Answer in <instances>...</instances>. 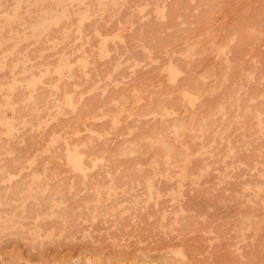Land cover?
Segmentation results:
<instances>
[{
	"label": "rangeland",
	"instance_id": "rangeland-1",
	"mask_svg": "<svg viewBox=\"0 0 264 264\" xmlns=\"http://www.w3.org/2000/svg\"><path fill=\"white\" fill-rule=\"evenodd\" d=\"M19 1L0 0V11L20 4L9 23L0 16V100L9 93L15 102L14 110L0 102L11 127L5 133L0 124V264H264V205L247 208L246 199L230 195L233 184L217 176L221 166L199 178L190 166L189 182L176 181V174L160 178L148 195L145 178L131 181L124 173L151 149L118 153L120 144L127 146L131 136L146 134L160 122L159 114L146 113L149 104L175 107L188 83L203 80L209 86L191 106L178 103L177 111L221 105L223 117L214 110L212 116L219 127L227 123L223 134L229 138L240 130H233L232 116L244 105H256L264 116V0H107L104 8L96 6L98 0H64L67 16L38 35L33 24L57 1ZM64 60L66 67L56 72ZM170 66L178 67L173 77ZM31 77L37 79L29 88ZM64 91L80 97L78 106L90 97L108 101L99 98L103 103L94 105L102 111L94 106L93 116L67 126L63 119L69 122L71 106L56 107ZM30 92L46 102H35ZM118 93L129 99L126 105L134 114L121 110L111 129L117 109L107 96ZM134 94L139 95L135 102ZM250 125L245 128L248 145L238 152L262 156L264 147H254L264 132L256 135ZM65 139L102 142L104 155L98 157L95 150L85 159V175L55 156L63 154L59 146ZM110 155L121 164L104 165ZM159 167L170 173L176 168ZM139 168L142 176L153 174L146 163ZM108 185L114 192L104 191Z\"/></svg>",
	"mask_w": 264,
	"mask_h": 264
},
{
	"label": "bare ground",
	"instance_id": "bare-ground-1",
	"mask_svg": "<svg viewBox=\"0 0 264 264\" xmlns=\"http://www.w3.org/2000/svg\"><path fill=\"white\" fill-rule=\"evenodd\" d=\"M17 1H19V0H17ZM56 1H57L56 7L53 9H49V10L47 9L46 11H43V14L38 16L37 20L33 24L32 29L34 32L37 33V35L40 34L42 32V30H44V28H46L47 26L58 24L61 21V19L65 18L67 16V6H68L67 4L68 3L67 2L65 3L64 0H56ZM80 1H82V0H80ZM109 1H112L111 3H113V0H108V3H110ZM106 2H107V0H98L96 2V6L99 8H104L106 5H108V3H106ZM171 4L172 3H170V5ZM19 5L17 2L12 11H6V10L0 11V16L3 17L4 22L9 23L12 19L17 17V8L20 7ZM182 6H181V8H182ZM178 7H180V6H178ZM175 8H177V7H175ZM171 10H173V9H171ZM171 16H172V14H171ZM84 17H86L85 11L82 12L80 18L82 19ZM172 23H174V22H172ZM197 43H198V41H197ZM79 46L82 47L83 45H79ZM103 51H104L103 48L100 47L99 53L101 54V53H103ZM186 52L188 53L187 50H186ZM81 55H82V53H81ZM0 64H1V60H0ZM66 64H67V62L64 60L60 64H58L56 67H54V70L56 72L60 73L61 69L66 67ZM84 64H85L84 60L80 61V65L82 66V68L84 67ZM177 68H176V66L175 67L170 66L169 72H170L172 77L175 75ZM177 71H179V69ZM36 79L34 77H31V79L27 83V86L32 87V85L34 84V80H36ZM202 81L199 82L200 84H198V82H197V84L188 83L183 88L181 85L182 89L180 91V95L178 96L179 101H177L175 107L171 106L170 109H167L168 106H166V105H169V102L166 103L165 101H163L162 103H164V104L166 103V105H161V103L160 104L158 103L159 104V106H158V104H156L155 102H154L155 104H149L150 106L149 107L147 106L149 111H146L143 107V109L146 111V113L150 112L152 114H156V113L159 114L161 120L158 124H156V125L153 124V126L151 125V127H149L150 129L146 128L147 129L146 134L144 132H143L144 134H138L136 131L137 134L134 135L133 137L131 136V138H129L130 143L128 145L126 144L127 146H121V144H120V146H118V153H131V152L139 153V151L144 152L145 150H143V149H146L147 147H148V149L149 148L151 149L149 151L148 156L143 161H138V159H136V161H134L135 159L132 160V158H131V163H132V161H134L136 166H135V168L134 167L131 169L128 168L124 173L126 175L125 177L131 181H133V180L137 181V180H139L140 177L145 178V180H146L145 189L147 191V194L149 195V194H151L152 190H154L153 188H155V187H153V182L156 180L159 181L160 178H168V177L172 176L173 174H176L177 175L176 181L177 180L178 181H184V180L187 181L188 180L187 177L191 176L193 173V172H190V170H191L190 166L196 167V172L193 176H195L197 178H199L200 175L204 171H207V169H209V168L211 169L212 167L214 168V167H220L221 166L220 171L218 172V174L217 173L216 174L220 178V180L221 179L226 180V181L228 180L233 184L229 189L230 195H232V196L238 195V196L246 199L245 205L247 208H254V207L259 206V205H264V154L261 156L258 154V152H254V150H251L248 152H238L239 149H241V147H244V149H246L245 147H247V146H245V144L248 143L247 138H245L246 126H249L250 124L253 125L254 129L258 132L256 135H261V134L263 135V132H264V116L261 114V110H260L261 108L260 109L257 108L256 105H254L255 107H250L249 105H244V107H243L244 109L242 108L243 111H241L240 114L238 112L234 113V115L232 116L234 120H232V121H234V123H235L234 124L235 128L233 130H235L236 127H238L240 130L238 131V134L233 139L229 138V137H227V134L226 135L223 134V129H224L223 127L227 123L223 124V127H219L220 123L219 122L216 123L217 122L216 116H212L214 111L221 112L220 114H218V117H220L224 114V112H222V106L221 105L215 106L216 105L215 103H212V104L211 103L210 104L205 103L206 105H205V107H203L204 109L202 107L200 109V108H194L192 106L190 108V111L188 114H184V113L181 114L182 111H181V113H179L180 111H177V109H179L177 107H180L181 104L182 105L188 104V106L189 105L191 106L194 103V99L198 98V96L200 95V93L202 91H204L205 89L207 91V88L209 85H206L205 82H202ZM66 85H67V83H66ZM211 85H213V83ZM206 86H207V88H206ZM138 87H140V86H138ZM59 89H60V87H59ZM66 90H68V89H66ZM70 90H68V91L70 92ZM41 92L43 94V91H41ZM151 92H152V90H151ZM119 93L116 94V96L111 95L112 93L108 94V96H107V98L109 100H111L116 105V109H117V113L115 115H112V118H111V125H110L111 129L116 128L115 126L118 124L117 123L118 122V113L121 112V110H127L126 115H130L131 113L134 112V110H133V112L129 111L130 110L129 108H131V107L128 108V105H126V100H127L126 98H124L123 96L117 97V96H119ZM126 93H128V91ZM126 93H125V95H126ZM163 95L165 96V94H163ZM96 96H98V95L96 94ZM128 96H129V93H128ZM100 97H102V96H100ZM138 97H139V95L134 94L133 102H135L138 99ZM248 97L252 98V95L251 96L249 95ZM29 98H32L33 100H35V102H37V100L39 99L40 103L42 100V104H44L47 100V98L43 97L40 93L38 95H35V94H32L30 92ZM99 98H96L95 101L91 97L87 98L83 102L80 101V104L78 106L77 102H78V100H80V97H77V98H75L74 96L72 97V95L68 94L67 91H64V96L60 99L59 102L56 103V107H57V109H59L63 105L71 106L72 114L69 115L70 117L67 118L70 123L65 122L67 120L63 119V122L67 126H69L71 123L78 124L80 122H83L85 117L93 116L95 113L94 110L96 108H97V110L102 111L100 105H101V103H103L104 99L100 98L103 101H101V100L99 101ZM104 98L106 99L105 96H104ZM2 99L4 101L1 102V100H0L1 105H6V106L10 107L12 110L15 109L13 107L15 105V102H14V100H11V94L6 93L5 99L4 98H2ZM97 100L100 102V105L99 104L94 105L95 103H98V102H96ZM105 101H108V100H105ZM127 101H129V99ZM208 102H209V100H208ZM178 103H181L180 106L178 105ZM217 103H218V101H217ZM94 106H96V108ZM135 106H136V104H135ZM185 107H186V105H185ZM113 108H111L112 111L114 110ZM183 109H184V106H183ZM51 112H52V110H51ZM138 113H141V112L139 111ZM136 114H137V112H136ZM101 115H103V112H101ZM232 117L230 116V119ZM221 120H222V118H221ZM103 122H105V121H103ZM130 123H131V121H130ZM0 124L5 127V133H10V130H11L10 123L4 118V116L1 112H0ZM75 124H74V126H75ZM58 125H59V123H58ZM140 125H142V124H140ZM212 125H214V126H212ZM251 125H250V127H251ZM93 126L95 127V125H93ZM93 126H91V127H93ZM96 126H98V125H96ZM226 127H227V125H226ZM96 128H98V127H96ZM100 128H101V126H100ZM122 128H123V126H122ZM98 129H96V131ZM246 129H249V128H246ZM72 130H73V128H72ZM77 130H79V129L76 128L74 130V132H76ZM142 130H143V128H142ZM123 131L124 130L122 129V133H123ZM125 131H127V130L125 129ZM139 133H141V132H139ZM252 133H254V132H252ZM252 133H250V135ZM59 134L62 135V133H59ZM44 138H45V136H44ZM214 141H216L215 145H213ZM72 142L73 141H71V143H70V140L66 141V139H65V141H64L65 146L63 147L62 144L59 146V147L64 148L63 154L57 155L58 154V152H57V154H55V156H57V158L59 160H62L63 162L68 164L73 170H77V171L85 174V172H86V168L84 165L85 159L89 158L92 153H95L96 152L95 150H97L100 153L98 155V157H103V155H104L103 150L105 149L103 146L104 143L101 142L102 145H100V142H99V144L97 146V145H94L91 142L85 141V140L81 141V142L79 141L80 145H78L79 142L78 143H76V142L72 143ZM124 142L128 143L127 140ZM9 143H10V141H9ZM7 145L8 144H6V146ZM114 145H116V143ZM246 145H248V144H246ZM33 146H35V144H33ZM261 147H264V139L259 141L254 148L259 149ZM7 148H9V146ZM57 149H58V147H57ZM141 152L139 154H141ZM93 155H95V154H93ZM27 157H29V155ZM13 159H14V157H13ZM15 159H17V158H15ZM104 159L105 160L103 161L104 162L103 164L104 165H111V166L112 165L116 166L117 164H115V163H118V160H119L117 157L112 156V155H110L109 157L104 158ZM122 159H123V157H122ZM42 160H44V159H42ZM123 160H122V162H123ZM129 160H127V163ZM119 161L121 164V160H119ZM213 162H219V164H213ZM142 163H146L147 165H149L151 167V170L153 172L152 175H148V173H147L148 176H146V175L142 176V172L140 171V168H139ZM96 164H98V163H96ZM125 164H126V162H125ZM87 165H89V163ZM129 165H130V163H129ZM160 165H163V167L174 166L176 168L174 170L172 169L173 173H170L171 171H168L166 168L162 170V167L161 168L159 167ZM98 166H100V165H98ZM233 166H236V167L238 166V168L232 169ZM188 168H189V171H188ZM112 169H114V168H112ZM214 169H217V168H214ZM103 171H104V169H103ZM106 171L110 172L109 170H106ZM149 172H151V171H149ZM243 173H247V175H245V176L243 175V176H239V177L236 176V175H240ZM156 175H157V177H156ZM155 178H157V179H155ZM190 180H191V178H190ZM157 181H156V183H157ZM188 182H189V180H188ZM110 189H112V186L108 185V186H105L104 191L106 190V192L111 193L112 190L110 191ZM225 189H226V186H225ZM156 190H158V189L156 188ZM112 192H114V191H112ZM52 202H54V201H52ZM107 264H111V263L107 262Z\"/></svg>",
	"mask_w": 264,
	"mask_h": 264
}]
</instances>
